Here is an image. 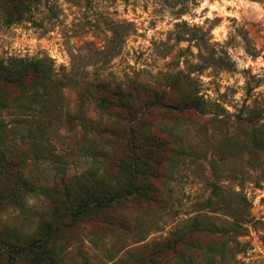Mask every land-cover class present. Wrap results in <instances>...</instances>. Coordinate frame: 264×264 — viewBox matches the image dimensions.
Returning <instances> with one entry per match:
<instances>
[{"label": "rangeland", "instance_id": "obj_1", "mask_svg": "<svg viewBox=\"0 0 264 264\" xmlns=\"http://www.w3.org/2000/svg\"><path fill=\"white\" fill-rule=\"evenodd\" d=\"M0 61V264H264V0H0Z\"/></svg>", "mask_w": 264, "mask_h": 264}, {"label": "trees", "instance_id": "obj_2", "mask_svg": "<svg viewBox=\"0 0 264 264\" xmlns=\"http://www.w3.org/2000/svg\"><path fill=\"white\" fill-rule=\"evenodd\" d=\"M17 0H11V2H14ZM30 68H32L31 70V74H28L27 70H29ZM28 75H31L34 78L37 79H44L45 77V70L44 68L39 64V63H35L32 65V67H22V68H16V67H10L7 65H4L2 63V61H0V79L5 80L8 83H18L19 85L24 81V79L27 78ZM134 131L132 129H129L128 131V142H126V144L128 145V148L130 150V154H129V158H131L132 163H134V165L136 164L137 160H134V155L136 153L137 150H140V147L138 146L137 142H136V137L134 136ZM158 144V140L157 139H153L152 140V144ZM10 160V159H8ZM12 161V160H10ZM10 167L11 166V162L7 163L6 167ZM17 165H12V169L14 167H16ZM92 175H89L85 180L87 181V183L90 185H92V183H95L94 178L91 177ZM18 180V184L21 186V188H27L29 187L28 185V181L24 178L17 177ZM61 186H62V190L66 193L69 192V181H65L61 179ZM130 188H134L137 190L138 187L135 186L134 182H130L129 184ZM91 187H88L86 189V195L85 197V202L86 204L88 203V201H90V205L91 206H95L96 208L99 207H103L105 205H111L113 203H118L119 199H121L122 197L118 198L119 196L116 195V193H110L109 195H103L105 192H98L94 189H89ZM129 196H131V194H126L123 197L124 198H128ZM153 202H156V199H153ZM75 212V210H74ZM73 216H75V214H73ZM152 264H158L157 262L151 261Z\"/></svg>", "mask_w": 264, "mask_h": 264}]
</instances>
